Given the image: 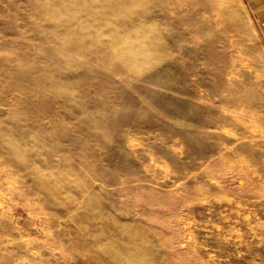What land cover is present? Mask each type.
I'll return each mask as SVG.
<instances>
[{
	"label": "rangeland",
	"instance_id": "obj_1",
	"mask_svg": "<svg viewBox=\"0 0 264 264\" xmlns=\"http://www.w3.org/2000/svg\"><path fill=\"white\" fill-rule=\"evenodd\" d=\"M0 264H264L243 0H0Z\"/></svg>",
	"mask_w": 264,
	"mask_h": 264
},
{
	"label": "crops",
	"instance_id": "obj_2",
	"mask_svg": "<svg viewBox=\"0 0 264 264\" xmlns=\"http://www.w3.org/2000/svg\"><path fill=\"white\" fill-rule=\"evenodd\" d=\"M256 25L257 39L264 50V0H243Z\"/></svg>",
	"mask_w": 264,
	"mask_h": 264
}]
</instances>
